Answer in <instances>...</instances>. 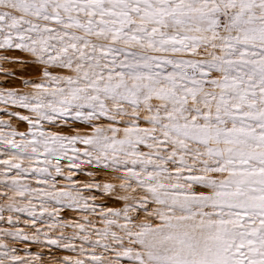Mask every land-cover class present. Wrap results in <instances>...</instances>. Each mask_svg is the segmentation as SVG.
<instances>
[{
	"label": "snow or ice",
	"instance_id": "obj_1",
	"mask_svg": "<svg viewBox=\"0 0 264 264\" xmlns=\"http://www.w3.org/2000/svg\"><path fill=\"white\" fill-rule=\"evenodd\" d=\"M0 264H264V0H0Z\"/></svg>",
	"mask_w": 264,
	"mask_h": 264
},
{
	"label": "rangeland",
	"instance_id": "obj_2",
	"mask_svg": "<svg viewBox=\"0 0 264 264\" xmlns=\"http://www.w3.org/2000/svg\"><path fill=\"white\" fill-rule=\"evenodd\" d=\"M21 127V130H23V125L20 126ZM20 247H23V245H21ZM32 251L33 252H39V251H46L44 249H39V248H36L35 246L32 247Z\"/></svg>",
	"mask_w": 264,
	"mask_h": 264
}]
</instances>
